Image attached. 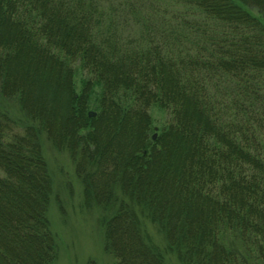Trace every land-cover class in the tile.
<instances>
[{
    "label": "trees",
    "instance_id": "trees-1",
    "mask_svg": "<svg viewBox=\"0 0 264 264\" xmlns=\"http://www.w3.org/2000/svg\"><path fill=\"white\" fill-rule=\"evenodd\" d=\"M160 1L176 7L129 20L107 0H0V91L69 151L112 264H247L238 242L264 258V0ZM17 125L0 111V264H51L50 176Z\"/></svg>",
    "mask_w": 264,
    "mask_h": 264
},
{
    "label": "rangeland",
    "instance_id": "rangeland-1",
    "mask_svg": "<svg viewBox=\"0 0 264 264\" xmlns=\"http://www.w3.org/2000/svg\"><path fill=\"white\" fill-rule=\"evenodd\" d=\"M157 3L158 13H164L165 5L175 9L171 1L157 0H107L108 6L113 8L117 15H124L131 10V6L146 8L145 3ZM168 2V3H167ZM144 4L142 7L141 5ZM255 15L264 16L251 8ZM127 19L134 18L132 14L124 15ZM166 18L168 15H165ZM81 70L75 73L76 91L80 89ZM0 111L16 120L18 129L24 125H33L36 128L42 155L46 161L51 181L50 197L47 217L51 230L55 236L56 255L51 264H112L114 258L104 248V229L101 224L103 208L93 201L87 202L84 193V183L76 171V163L71 159L67 149L57 148L53 145L47 134L39 126L37 120L31 119L21 108L15 97L5 96L0 91ZM154 123L160 126L169 118V113L158 107L151 108ZM145 227L153 240L161 246L165 245L162 234L149 221H144ZM226 239V243H230ZM247 257V264H264V258H257L248 254L241 242L236 243ZM167 264H182L175 254L166 253Z\"/></svg>",
    "mask_w": 264,
    "mask_h": 264
},
{
    "label": "water",
    "instance_id": "water-1",
    "mask_svg": "<svg viewBox=\"0 0 264 264\" xmlns=\"http://www.w3.org/2000/svg\"><path fill=\"white\" fill-rule=\"evenodd\" d=\"M89 115H94L93 111H89ZM153 137H155V134L153 135Z\"/></svg>",
    "mask_w": 264,
    "mask_h": 264
}]
</instances>
